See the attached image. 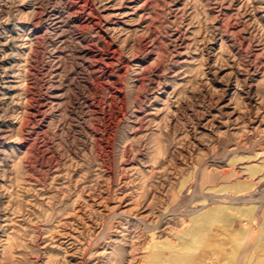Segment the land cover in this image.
<instances>
[{
  "label": "rangeland",
  "instance_id": "obj_1",
  "mask_svg": "<svg viewBox=\"0 0 264 264\" xmlns=\"http://www.w3.org/2000/svg\"><path fill=\"white\" fill-rule=\"evenodd\" d=\"M215 209L264 264V0H0V264H233Z\"/></svg>",
  "mask_w": 264,
  "mask_h": 264
},
{
  "label": "bare ground",
  "instance_id": "obj_2",
  "mask_svg": "<svg viewBox=\"0 0 264 264\" xmlns=\"http://www.w3.org/2000/svg\"><path fill=\"white\" fill-rule=\"evenodd\" d=\"M240 213L245 215V218L250 220L251 210H244L240 211ZM220 220L223 222L222 226L219 228L214 227V222L216 220ZM241 217L238 219L237 216H232L231 220H228L226 217L224 218L223 210H206L197 217L193 219V226L189 231V235L191 238H195L198 246H206L212 249H215L217 255L222 254L221 247L222 241L217 240V237L221 233L228 234L227 242L230 246H232V251L230 252V256L232 258L231 262L233 264H239L238 260H241L244 255V249H242L241 243L245 240L244 238L247 237L248 230L245 229L244 225H240V227H233L231 226L234 220H239L240 222ZM262 224H261V233L255 238V241L258 245L261 246L263 255L258 257L260 262H264V211L261 214ZM246 224V223H244ZM188 236V235H186ZM192 239H190L191 242ZM191 253H185L181 255L184 259H188L186 264H193L190 261ZM151 261L150 264H170L173 261L171 260L170 263H167L164 260L162 261L158 252H154L150 256ZM180 257H174V260H178ZM195 264V263H194Z\"/></svg>",
  "mask_w": 264,
  "mask_h": 264
}]
</instances>
